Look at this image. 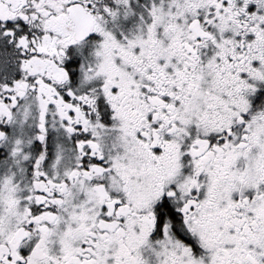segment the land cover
<instances>
[{
    "label": "snow or ice",
    "instance_id": "obj_1",
    "mask_svg": "<svg viewBox=\"0 0 264 264\" xmlns=\"http://www.w3.org/2000/svg\"><path fill=\"white\" fill-rule=\"evenodd\" d=\"M0 264H264V0H0Z\"/></svg>",
    "mask_w": 264,
    "mask_h": 264
}]
</instances>
